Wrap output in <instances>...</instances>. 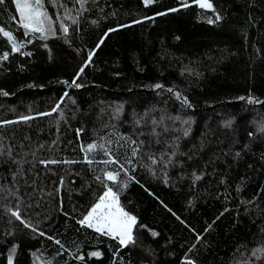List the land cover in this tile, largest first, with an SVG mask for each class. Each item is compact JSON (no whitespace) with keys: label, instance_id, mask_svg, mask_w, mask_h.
<instances>
[{"label":"trees","instance_id":"obj_1","mask_svg":"<svg viewBox=\"0 0 264 264\" xmlns=\"http://www.w3.org/2000/svg\"><path fill=\"white\" fill-rule=\"evenodd\" d=\"M42 3V33L0 4V264H264V0ZM87 185L132 245L78 223Z\"/></svg>","mask_w":264,"mask_h":264},{"label":"snow or ice","instance_id":"obj_2","mask_svg":"<svg viewBox=\"0 0 264 264\" xmlns=\"http://www.w3.org/2000/svg\"><path fill=\"white\" fill-rule=\"evenodd\" d=\"M152 2L153 0H144L146 6ZM195 2L198 3L201 8L212 7V5L208 3V0H195ZM2 3H4V0H0V4ZM14 3L17 12L19 13L22 27L31 31L42 33L44 31V22L48 19L47 15L41 11L43 8L42 0H34V3L32 0H14ZM184 6L187 7L188 5L185 3ZM175 10L176 9H172V11ZM163 14L164 13H161V15ZM216 19L219 20L220 17L217 16ZM114 30L115 29H112L110 31ZM4 35L10 40L12 39L8 32L5 31ZM105 35H107V33ZM100 43L102 44L103 40H101ZM99 46L100 44L97 45V48ZM12 48L13 51H18V46L15 43H13ZM92 55L93 53L90 52L89 60H91ZM3 58H7V53H5ZM80 71L83 72V68H81ZM73 84H75V81H73ZM75 86L80 87L79 84H75ZM156 87L159 88L161 86L156 85ZM241 99H243V97H241ZM249 102L252 101L250 100ZM95 147V145L89 144L87 149L91 151ZM52 163H56V161H52ZM105 175L109 180L116 179V176L112 173H106ZM199 178L200 177L198 176L196 177V179ZM12 215L15 216L16 219L21 220V217L17 212H13ZM21 223H24L25 227H29L25 221L21 220ZM78 223L81 225L86 224L89 228L94 227L98 233H105V230H107L106 234L119 238L121 246H126L128 243L134 242L132 231L133 226L136 224V218L125 212L123 208L119 207L116 196L110 188L99 197L98 202L92 206L91 210L86 216H84L83 220L78 221ZM41 235H43V233H41ZM153 235H156V233H153ZM91 255L98 257L100 256V253L95 252ZM8 264H12L11 255L8 258ZM189 264H191V262H189Z\"/></svg>","mask_w":264,"mask_h":264},{"label":"rangeland","instance_id":"obj_3","mask_svg":"<svg viewBox=\"0 0 264 264\" xmlns=\"http://www.w3.org/2000/svg\"><path fill=\"white\" fill-rule=\"evenodd\" d=\"M144 1V0H143ZM64 189V187L62 188ZM107 191L104 187H98L96 185H87L85 190H84V195H83V200L84 204L80 207V209L77 211L75 214L76 220L80 221L83 220L84 216L87 215V213L91 210L92 206L98 202L99 197L103 195V193ZM118 201V200H117ZM119 205V202H118ZM120 207V205H119ZM86 225V224H85ZM87 226V225H86ZM95 230V228L93 227ZM107 230H105V233ZM132 236H133V241H136V236H137V221L136 224L133 226V231H132ZM113 237V236H112ZM119 241L118 237H114ZM134 242L128 243V245H132ZM126 246H122L125 248Z\"/></svg>","mask_w":264,"mask_h":264}]
</instances>
